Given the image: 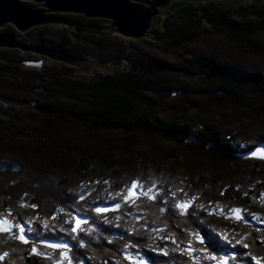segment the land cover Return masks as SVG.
Masks as SVG:
<instances>
[{
  "label": "trees",
  "instance_id": "1",
  "mask_svg": "<svg viewBox=\"0 0 264 264\" xmlns=\"http://www.w3.org/2000/svg\"><path fill=\"white\" fill-rule=\"evenodd\" d=\"M60 16L65 25L38 26L20 39L78 57H100L125 69L79 78L73 67L55 62L29 67L18 50L0 49L6 54L0 61V206L9 209L12 200L20 199L35 205L38 215L54 224L38 239L69 243L75 264H130L140 256L147 264L166 259L194 264L193 258L204 253H189L174 240L193 235L191 241L200 246L194 234L208 253L247 264L237 260L236 246L212 238L203 222L209 217L205 212H199L200 221L195 208L181 214L172 190L149 202L151 214L131 216L123 198L130 182L120 172L126 165L120 151L130 156L134 146L149 145L171 165L181 162L187 178L194 176L187 183L189 191L229 204L255 202L233 172L244 162L238 155L264 142V134L255 144L241 146L233 131L190 113L226 119L241 110L264 117V0L171 3L153 19L148 34L164 52L179 56L174 61L133 48L108 20ZM4 30L18 35L11 27ZM250 160L264 166V161ZM117 205L122 218L109 209ZM97 208L107 211L97 213ZM84 212L88 223L73 232L63 213ZM2 236L0 232V256L7 255L1 264L59 261Z\"/></svg>",
  "mask_w": 264,
  "mask_h": 264
},
{
  "label": "rangeland",
  "instance_id": "2",
  "mask_svg": "<svg viewBox=\"0 0 264 264\" xmlns=\"http://www.w3.org/2000/svg\"><path fill=\"white\" fill-rule=\"evenodd\" d=\"M22 3H24L25 5H30L33 8H41L40 4L38 3L26 2V1H22ZM54 25L59 27L65 24H54ZM6 27L13 28L18 33V35H15L18 39H20L21 34H25L18 32L11 24H6L2 28H0V31L5 32L4 29ZM59 29L61 30V28ZM71 30L74 31L73 29ZM148 32L146 33L145 37L141 39L134 40L132 38H127V37L126 38L128 39V42L133 46V48L142 49L150 53L152 56L165 59V61L166 60L174 61L176 59H179V56L176 54L171 55L164 52L163 49L158 44V42L154 39L153 36H150ZM260 36L262 39H264V32H261ZM33 44H40V43H33ZM0 49L3 50L7 48H0ZM2 55H6V54L0 51V61L2 60ZM17 56L22 57L25 63L28 61L29 62L42 61V66L40 68L45 66H50L52 65L53 62H55L43 56H39L31 52H23L21 50H18ZM80 58H84V57H80ZM87 59H92L97 64H93L87 70H80L77 67L69 66L67 64H63L59 62H55V63H59L66 65L68 67L75 68L76 69L74 71L75 77H79V78L85 77L97 71L103 72V71H115L117 69L118 70L125 69L123 64L119 66L108 64L105 63L100 57L98 58L89 57ZM29 67H33V66H29ZM199 113L200 112L192 111L190 113V116L197 120H205L207 118L208 120H212L218 123L221 126L222 130L233 131L234 133H236L237 142L241 146H244L245 144H255L256 142H258L259 136L264 134V117H255V116L252 117L247 111H241V110L235 111L234 112L235 116H232L230 118L227 117L226 119L221 118L219 114L204 115L202 113L201 114ZM259 144L260 143H257L256 146H258ZM128 153L131 155L128 156L124 152L120 151V158L123 157L124 165L126 164L125 167H123L120 172L123 174V177H125V179L129 180L130 184L132 181H139L141 184L144 185L145 190H147L148 188H152L153 191L150 194L155 195L158 193L163 197L165 196V198L167 196L166 193H168L169 195V193L172 190L174 192L173 197L177 202L179 201L191 202V207L189 208H195V210L197 211L196 216L198 217L199 221L202 220L201 219L202 217L198 216L199 212H205L209 216L208 219L206 221L203 220V222L205 223V225H207V228L211 232L212 238L214 239L216 238L219 242L222 243V245L229 244L231 247L236 246L238 252L240 253V257L237 260H244L245 262H247V264H258V262L259 264H264V197L261 196V194H264V166L259 164H254L251 162L250 159H256V158H254L252 155L247 153L238 155V157L243 159L244 162H240L239 166H237L238 168L233 173L234 175L236 174V178L240 182L245 183L247 191L248 192L250 191V193L255 199V202L254 203L252 202L251 204L240 202L238 205H235V204H229L228 202H226L221 198H217V197L211 198L210 196H205L202 192L196 190L189 191V189L187 188L188 186L187 183L189 182V179L191 177L194 179V176L189 175V178H187L188 174H185L186 170L181 162H172L173 165H171L169 161L163 158L161 153H157L149 145L134 146L133 149H130V152ZM256 160L264 161L260 159H256ZM171 161H175V160H171ZM22 200L23 199L12 200L11 207L9 209L4 208V206L1 205L0 216L9 219L16 224L23 223L26 229L25 234L28 238L29 243L25 244L20 240L14 238L13 233L18 234L17 229H13V233L3 232V236L8 237L10 243L12 241L19 243L21 246L23 245L29 250L30 253L33 248H36L38 253L48 254L50 255V258L51 257L54 258L55 256L58 257L59 261L56 262L57 264H69V262L70 264H75L73 262V258L70 259V255L68 254V251L72 249V247L69 246V244L67 248H52L46 246V244H44L43 242L52 241L55 239L52 240L38 239L37 236L40 235L43 230L51 229L54 224L48 222L45 218L39 216L35 205L26 204ZM149 202H154V201L144 196H141L139 199H136L134 202L131 201L128 202L129 207L132 208L130 211L131 216L138 217L139 219L144 218L145 215L148 214L147 211H150V208L148 209ZM189 208L187 209L186 213L190 210ZM109 209L114 211V217L122 218L124 216L123 212H121L120 214L117 208H109ZM221 209H223V212L221 211ZM231 209H240L241 210L240 215L242 218L240 220L235 219L231 215L230 212ZM9 212H11V216H9ZM151 213L152 211H150V214ZM78 216L80 218L84 217L88 219V217H86V213L84 212L80 215L63 213V220H65L66 225L68 224L74 226ZM88 221L86 223H88ZM83 224L81 225L80 230H84V228L82 227ZM93 228L95 229V227ZM192 237L193 235H190L188 239H185L184 237L178 235V237H174V240L176 241L178 239L181 245H184L183 248L189 253H196L197 250H201V253H204L205 255L204 257L193 258L194 264H208V262H211V264H214L215 262L217 263L224 262L225 264H235L234 262L233 263L229 262V255L221 254L222 256L220 258H217L215 254L208 253V249L202 245L203 241L199 240L197 235L194 234V239H197V241L200 242L199 243L200 246H197L194 242L191 241ZM174 240H170L171 244H173ZM3 245L4 244L0 243V248ZM56 249H60V252L58 253L54 252ZM59 253H65V254H62L59 257L58 255ZM153 253L156 254V252ZM162 253H164V251H162ZM228 253L232 254V251L228 250ZM73 255H79V254L74 252ZM163 256L165 257L167 256V254L164 253ZM213 257H215V259H213ZM6 258H9V260L12 261V258L10 256ZM147 262L148 261L146 260V258H142V256H140L131 260L130 264H147ZM165 263L171 264L172 262L171 260L166 259L164 261V264Z\"/></svg>",
  "mask_w": 264,
  "mask_h": 264
},
{
  "label": "water",
  "instance_id": "3",
  "mask_svg": "<svg viewBox=\"0 0 264 264\" xmlns=\"http://www.w3.org/2000/svg\"><path fill=\"white\" fill-rule=\"evenodd\" d=\"M22 1L40 4L41 8H33ZM242 0H0V28L11 24L20 33L44 25L66 24L61 14H80L89 18L109 20L114 30L121 36L134 40L144 38L151 27L153 19L173 2H234ZM0 48L21 50L43 56L52 61L87 70L95 63L92 59L80 58L55 46L44 44H28L0 31ZM26 65L40 68L42 61L26 62ZM264 142L254 147L247 154L264 160ZM80 221H88L79 217ZM83 224V223H82ZM49 244L67 245L60 240L44 241ZM70 246V245H69ZM214 264H225L224 262Z\"/></svg>",
  "mask_w": 264,
  "mask_h": 264
},
{
  "label": "snow or ice",
  "instance_id": "4",
  "mask_svg": "<svg viewBox=\"0 0 264 264\" xmlns=\"http://www.w3.org/2000/svg\"><path fill=\"white\" fill-rule=\"evenodd\" d=\"M262 158H264V153L261 154ZM107 183V181H106ZM152 188H148L147 190L144 189V185L141 184L139 181H132L130 184V187H128L127 189V193L124 195V200L125 202H134L136 199H139L141 196H144L148 199L151 200H155L156 196L158 195H152L150 193H152ZM262 197H264V194H261ZM175 207L181 212V214H185L187 209L189 207H191V202L190 201H179L176 203ZM116 208H119V205L116 206ZM95 211L97 213H101L103 211H107V209H95ZM221 211L223 212V209H221ZM231 215L237 219L240 220L242 217L240 215L241 210L240 209H231L230 210ZM9 216H11V212H9ZM82 223H86V221H80L78 218L76 219V223L74 226H72L71 230L73 232H78L81 228ZM13 229H17L18 230V234L17 233H13ZM0 232H4V233H13L14 238L20 240L21 242L27 244L29 243L28 238L26 236V229L23 223H13L11 220L6 219L2 216H0ZM175 242V241H173ZM46 246L48 247H52V248H67V245H61V244H49L47 242ZM246 246V245H245ZM33 254H39L37 252L36 248L32 249ZM7 253L4 254V256H6ZM4 256H0V261H2L4 259ZM126 259H131L130 256H126ZM213 259H215V257H213ZM70 264V262H69ZM259 264V262H258Z\"/></svg>",
  "mask_w": 264,
  "mask_h": 264
},
{
  "label": "bare ground",
  "instance_id": "5",
  "mask_svg": "<svg viewBox=\"0 0 264 264\" xmlns=\"http://www.w3.org/2000/svg\"><path fill=\"white\" fill-rule=\"evenodd\" d=\"M70 245V244H69Z\"/></svg>",
  "mask_w": 264,
  "mask_h": 264
}]
</instances>
